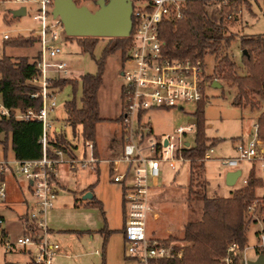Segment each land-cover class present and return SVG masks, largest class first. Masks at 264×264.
<instances>
[{"label":"built area","instance_id":"2783aa9c","mask_svg":"<svg viewBox=\"0 0 264 264\" xmlns=\"http://www.w3.org/2000/svg\"><path fill=\"white\" fill-rule=\"evenodd\" d=\"M191 1L194 0H132L130 42L123 54L120 70L123 78L119 116L121 150L119 156H112L108 162L111 165V180L122 188L124 252L137 264H179L173 260L182 257L181 246L176 250L175 242L166 243V239L146 233V220L152 207L150 190L160 177L161 166L167 164L174 169L180 163L189 162L183 156V151L194 145V142L191 144L187 140V136L191 133L195 136L196 124L179 126L172 133L157 137L146 120V114L152 110H181L184 103L197 105L204 100L203 60L167 56L160 37L162 24H174L180 20L183 10ZM228 1L224 0L223 4ZM14 2L21 3L26 10L28 4H33L36 10L32 18L38 29L31 36L38 44L37 76L32 83L38 86L39 92L31 94V97H39L41 104L38 110L28 109L17 113L16 117L40 122L41 157L26 160L14 156L0 157V205L8 201L10 179L23 181L22 186L31 197L19 216L21 234L15 240L9 238V233L3 228L5 219L0 215V243L5 253L25 255L27 260L23 264H53L59 244L49 238L47 214L54 207L60 190L57 182L60 167L65 165L70 172H75L77 168L93 169L100 159L95 155L93 143L86 139L81 138L84 150L80 157L51 145L54 133L60 132L52 128L49 120V113L56 106V92L51 88V83L55 78L70 77L66 62L60 58L62 48L58 43V29L63 30V25L58 17L52 16L53 0ZM235 15L229 14L225 20L231 21ZM9 38L6 33L2 36L3 40ZM0 114L8 115V111L0 108ZM234 148L235 155L219 158L220 164L233 171L246 162L250 166L248 172L253 168L255 176L263 182L262 191L256 193L245 210L247 220L261 224L258 240L252 248L257 256L264 252V214L261 212L264 140L258 136V123L253 124L252 137L239 140ZM213 153V147L209 148L202 161L210 159ZM235 253L236 244L231 243L224 258L225 264H234ZM248 260L251 259L245 247L238 261L242 264Z\"/></svg>","mask_w":264,"mask_h":264},{"label":"rangeland","instance_id":"374dc122","mask_svg":"<svg viewBox=\"0 0 264 264\" xmlns=\"http://www.w3.org/2000/svg\"><path fill=\"white\" fill-rule=\"evenodd\" d=\"M78 2L77 6H86L90 11H95L99 8L96 2L74 0ZM224 0H209L214 5L209 9L217 8ZM251 4V12L245 8L244 4H238V12L234 16L235 19L228 21L225 35H234L236 38L226 46L221 43L217 52L221 57L227 54L237 64V73L245 74V69L241 63L242 50L240 49L239 40L242 36H257L264 35V0H249ZM22 4L16 3L14 0H0V57L6 55L13 60L21 57H26L28 60L33 59L38 52V44L34 43L32 47L17 48L5 46L2 36L4 33L11 38L15 37H33L37 31V23L32 16L35 13V5L28 4L26 15L13 18L11 11L19 8ZM33 31V32H31ZM58 43L62 48L61 59L67 64L70 71V77L78 80L76 90L72 89L71 85H66L62 90L56 91L55 102L56 106L49 113V120L52 128H59L61 133L70 142L77 145L78 150L82 149V140L79 135H73L72 129L66 124L67 114L65 103L73 98L77 103L81 97L80 77L84 74H94L97 71L96 61L100 59L102 51L108 43V38L101 37L97 42L92 55L81 52L75 39H67L63 30L58 29ZM124 53V52H123ZM123 53L118 50L105 58L104 71L102 75V84L98 90L99 115L102 118L101 122L96 127V145L98 153L102 157V152L105 145L109 143V132L115 131L119 134V118L121 113V96L120 87L123 83V78L120 75V70L123 65ZM204 75L210 76L204 84V100L202 103V111L205 118V131L207 137L216 139L217 143L213 146L214 153L211 158L204 161V177L208 182L206 193L208 196L227 197L230 193L244 185V180L247 178L249 164L243 162L238 169L241 171L240 177L234 185L228 186L225 183V174L229 169L223 167L219 158L232 157L235 155L234 146L239 140H248L253 134V124L257 123V119L261 113H264V97L256 98L258 105L254 108L250 106H235L232 100L236 95V88L229 81L223 79H214V66L216 65L215 55L207 54L203 58ZM59 79V78H55ZM53 79V80H55ZM217 81L218 85L214 86L213 81ZM197 110L195 103H184L183 109L169 110H152L147 112V117L151 118L154 131L158 134L167 131L172 133L179 126H186L195 123L194 112ZM111 118V119H110ZM109 123V126L107 125ZM51 128V129H52ZM51 131V130H50ZM54 136H56L54 134ZM3 139V135H0ZM187 140L193 144L194 133L187 136ZM1 149V147H0ZM147 154L146 152H144ZM9 156L12 155L11 147H9ZM80 156V154H79ZM100 159V158H99ZM65 166V165H64ZM63 165L60 167V174L65 173L66 169ZM189 162L180 163L174 169L167 164L163 165V170L159 177V187L171 184V194L164 195L161 198H154L150 195L151 204L159 203L156 206L157 213H163V216H169L171 225L173 226L172 235L179 236L182 232L184 222L186 220V212L184 211V203L186 206V184L188 182ZM62 169V171H61ZM99 171L77 168L72 174L64 177L70 180L72 177H77L81 186L77 187L71 183L69 191L60 188V203L66 205V210L60 214L64 230L84 232L83 238L80 241H73L72 247L78 252V257L70 259H60V264H137L136 261L127 257L124 252L123 245V224H124V207L122 203V194L119 185L111 181V176L108 172V165L105 159L99 161ZM64 171V172H63ZM61 176V175H60ZM14 180V179H13ZM10 179L9 184L13 195L15 193L20 198L31 199L30 195L24 190L23 181L15 180L13 183ZM97 183V184H96ZM93 186V194L95 200L101 206L93 205L92 199H82L80 193L88 185ZM19 186L18 190L15 186ZM13 187V189H12ZM183 188L185 193L182 194ZM167 191V190H166ZM262 190L257 189V193ZM77 199V203L75 202ZM88 202H90L88 204ZM77 204V208L74 207ZM170 203V206L165 205ZM186 208V207H185ZM24 211L23 204L18 201H7L0 205V215L5 219L3 228L9 233V238L15 240L21 234L19 215ZM260 214V220H261ZM106 221V222H105ZM107 223V224H106ZM109 231L106 241L100 233L103 228ZM166 228H156L154 232L157 236H165ZM57 230V229H55ZM261 230V224L249 221L246 236L248 239L246 252L249 259L256 257L255 251L252 249L258 238L256 233ZM92 234V239L88 233ZM69 238V237H68ZM168 239L180 240V237H169ZM179 245V242H175ZM182 244V243H180ZM105 250V255L102 251ZM97 250V254L95 251ZM258 254V252L256 253ZM12 255L23 257L20 253H5L0 243V264H5V260L12 258Z\"/></svg>","mask_w":264,"mask_h":264},{"label":"trees","instance_id":"16d2710c","mask_svg":"<svg viewBox=\"0 0 264 264\" xmlns=\"http://www.w3.org/2000/svg\"><path fill=\"white\" fill-rule=\"evenodd\" d=\"M239 3L244 4L251 12L249 0H229L226 4L221 3L218 9H209L214 5L209 0L191 1L183 10L180 20L174 24L170 22L162 24L160 37L164 42V53L172 58L203 60L207 54H214L216 65L213 78L229 81L236 88L232 104L254 108L258 105L256 98L264 97V35L240 37V49L246 51V54L241 55V63L245 69L243 75L237 73V64L227 54L221 57L217 54L222 42L229 46L236 38L232 34L225 35L228 25L225 17L236 14L239 11ZM66 38L75 39L81 52L91 55L100 39L93 36ZM129 42L130 37H109L100 59L96 61L97 71L94 74H84L79 79L81 84L79 103L74 98L65 103L66 124L72 129L73 135L91 141L94 150L96 126L102 120L99 115L97 94L102 84L105 58L118 50L125 52ZM3 43L9 47L26 48L32 47L36 39L15 37L3 40ZM37 57L38 52L31 60L26 57L13 60L6 55L0 57V108L8 111V115L0 114V135H3V139H0V157H9V147L17 159L41 157L40 122L16 117L19 112L28 109L38 110L40 107V98L31 97V94L39 92L38 86L32 83V79L37 76ZM209 79L210 76L205 75V82ZM66 85H71L75 91L78 80L70 77L55 79L51 83V88L56 92ZM202 103L203 101H200L197 104V110L194 112L196 124L194 145L183 151V156L189 160L184 236L180 240L166 239L165 242H179L175 249L182 247V257L173 260L179 264H225L227 248L234 243L237 253L234 255L233 263L239 264V255L248 242L246 231L249 220L245 217V210L256 197L257 189L262 188L263 182L255 176L252 168L248 172L246 184L234 189L229 196L207 195L208 182L204 177L202 159L205 152L217 141L206 135ZM257 123L258 136L264 140V113L259 115ZM54 134L56 136L51 145L71 152L73 144L61 132ZM95 155L97 156L96 150ZM93 200L94 197L91 201L93 205L101 206L99 202ZM261 201V212L264 214V194ZM101 233L106 241L109 231L103 229ZM258 234L257 232L256 236ZM182 235L183 228L179 236L171 234L166 238Z\"/></svg>","mask_w":264,"mask_h":264},{"label":"crops","instance_id":"0c3cea01","mask_svg":"<svg viewBox=\"0 0 264 264\" xmlns=\"http://www.w3.org/2000/svg\"><path fill=\"white\" fill-rule=\"evenodd\" d=\"M213 84H215L214 81H213ZM146 120L150 123V125L152 127V130H153V134L155 136L159 137V136H161L163 134H166L167 131H165L163 133H160V134L156 133L154 131V128H153V125H152V122H151V118L146 116ZM117 121H119V118H118ZM107 125L109 126V123H107ZM55 129H56V131H60L61 132V130L59 128H55ZM108 137L110 138L109 139V143H107L105 145V147L103 149L104 152H102L103 153L102 154V157L98 153L97 145L95 146V150H96V154H97V157L98 158H100V159L103 158V159L106 160L107 165H108V172H109V175L111 176V168H110L111 165L108 162V160L112 156H119V154H120V150H121V127H120V125H119V134L116 135L115 131L113 130V131H110L109 132V136ZM83 150L84 149L82 147L81 151H79L77 145L73 143V148L71 150V153L73 155L77 156V157H80L83 154ZM79 154H80V156H79ZM64 167L66 169L65 173L62 174V172H61V174H59V176H58V181L57 182H58L59 188L69 191L70 190L69 189V185H71V183L74 184L77 187L81 186V182H79V179H77V177H72L69 181L64 178L68 174H72V172L68 171V169L66 168V166H64ZM98 169H99V162L93 168V170L99 171ZM162 170H163V165L161 166V172H162ZM61 171H62V169H61ZM13 181H14L13 183H15V180H13ZM70 181H71V183H70ZM115 184L119 185L118 183H115ZM157 184H159V179L155 182V186H153L151 188V190H150V195L152 193V195L154 196V198L155 197L156 198H161L165 194L166 195L171 194L170 191H168V190L170 189L169 186H171V184H173V183H170V184L165 185V186L163 185V186H160V187ZM94 185H91L90 184V185H88L86 188H84L80 192L82 194V199H83V195L85 193H87V192H90L92 194V198L93 197L95 198V195L93 194V186ZM91 186H92V188H91ZM119 187H120L121 194H122L121 185H119ZM12 189H13V187H12ZM15 189L18 190L19 189V186L17 187V185H16L15 186ZM181 190H182V194L185 193V190L183 188H181ZM59 196H60V191L58 192V195H57V198H56L54 207L47 214V225H48L49 230H50L49 238H50V240H52V241H54V242H56V243L59 244L58 255L55 257L53 264H60V262H61L60 259H70V258L72 259V258L78 257L79 253L78 252H75L73 250L74 247L71 248L72 247L71 245H72L73 241H75V239L78 240L77 242L80 244V241H81V239L83 238V235H84V232H78V231H75V230L74 231L73 230L72 231H70V230L69 231L68 230H64V231L60 230V229H65L64 227H62V225H64V224L59 223L61 221L59 219H60V214H62L63 210H66V205L60 203ZM86 200H89V199H86ZM8 201H18V202L21 201V203L24 206V210H25L26 203L29 202V201H31V200L30 199H26V198L23 199L21 197L19 198L16 193H15V195H13V191L11 192V188H10V184H9V197H8ZM75 202L77 203V199H75ZM76 203H74V207L75 208H77V204ZM157 205H159V203H155L154 206L152 205L151 211L149 212V214L147 216V220H146V233L149 236L156 237V238H159V239H162V238L168 239L169 237L168 238H166V237L168 235H171L173 233V229H172L173 226L171 225L170 217L169 216H166V215L163 216L162 215L163 213H157V211H156V206ZM165 205L170 206V203H165ZM185 207L186 206H185V203H184V211L186 212V208ZM185 223H186V220H185L184 225H183V235H182V237H180L181 239L184 236V231H185L184 226H185ZM156 228H166L165 229V234L166 235L163 236V237L157 236L156 233L154 232V230ZM55 229H57V230H55ZM103 229H107V228L105 227ZM100 233H101V231H100ZM86 234H88V236L92 239V234L90 232H88ZM123 245H124V239H123ZM95 253L97 254V250L95 251ZM102 254L105 255V250L102 251ZM20 255L23 256V257H19V256L12 255V258H9L8 260H5L6 261L5 264H23V263H25L26 260H27V257L25 255H22V254H20Z\"/></svg>","mask_w":264,"mask_h":264},{"label":"water","instance_id":"95a60500","mask_svg":"<svg viewBox=\"0 0 264 264\" xmlns=\"http://www.w3.org/2000/svg\"><path fill=\"white\" fill-rule=\"evenodd\" d=\"M96 3L99 8L90 11L86 6H77L74 0H53L51 13L60 19L66 36L128 37L132 29V0H97ZM11 15L13 18L26 15L25 6L12 10ZM214 83L218 85L216 80ZM240 174L239 169L226 172V185H234ZM91 198L90 192L83 195V199ZM242 264H264V252Z\"/></svg>","mask_w":264,"mask_h":264}]
</instances>
